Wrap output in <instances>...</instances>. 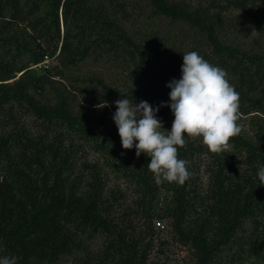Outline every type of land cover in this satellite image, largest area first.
Wrapping results in <instances>:
<instances>
[{
  "label": "trees",
  "instance_id": "1",
  "mask_svg": "<svg viewBox=\"0 0 264 264\" xmlns=\"http://www.w3.org/2000/svg\"><path fill=\"white\" fill-rule=\"evenodd\" d=\"M146 2L151 15L188 27L194 40L185 52L225 70L239 93V133L215 152L185 135L178 157L190 175L182 184L164 180L148 168L150 157L122 147L111 116L91 112L89 101L52 77L60 76L59 65L99 49L116 57L124 51L131 76L166 86L180 78L183 53L176 50L166 66L154 63L145 36L126 33V0H0V256H14L16 264H152L153 249L167 242L155 224L164 219L187 250L177 264H264V185L256 175L264 162V0ZM228 11L236 16L225 23ZM238 17L261 47L227 37ZM165 40L148 38L155 53ZM57 50L50 69L29 67ZM97 82L130 101H147L146 90ZM157 117L171 128L169 107ZM110 178L128 183L132 197L108 186ZM97 236L94 250L89 241Z\"/></svg>",
  "mask_w": 264,
  "mask_h": 264
},
{
  "label": "clouds",
  "instance_id": "2",
  "mask_svg": "<svg viewBox=\"0 0 264 264\" xmlns=\"http://www.w3.org/2000/svg\"><path fill=\"white\" fill-rule=\"evenodd\" d=\"M182 60L180 78H172L166 84L170 89L168 101L153 106L143 99L138 103L130 101L127 93H121V98L111 102L116 106L111 118L122 147L134 148L137 157L144 153L150 157L148 168L154 174L181 184L190 175L186 161L178 157V146L184 145L185 135L201 138L215 152L240 131L239 93L228 81L225 70L194 50L183 52ZM105 106H110L106 100L95 105ZM163 106L169 107L174 116L170 129H165L157 117ZM256 175L258 184L264 185V162L258 165ZM0 264H16V258L0 256Z\"/></svg>",
  "mask_w": 264,
  "mask_h": 264
},
{
  "label": "rangeland",
  "instance_id": "3",
  "mask_svg": "<svg viewBox=\"0 0 264 264\" xmlns=\"http://www.w3.org/2000/svg\"><path fill=\"white\" fill-rule=\"evenodd\" d=\"M126 3L124 8L128 12V15L126 14V19H122V24L126 29V33L135 40H140L141 37L145 36L147 39L145 45L151 51L150 56L154 63H159L160 66H166L170 62L169 57L174 56L176 58V50H180V52L183 53L192 45L194 38L187 26L181 25L180 23H170L169 20L163 16L151 15L152 10L146 0H126ZM110 10L117 12L118 17L122 16L119 15L120 13L117 11L116 6H111ZM235 13L236 11L226 12L222 16L224 19L223 21L225 23L230 22V19L236 16ZM238 18L237 21L239 22L236 23L235 26L229 27L228 25L226 27L227 37L234 38L236 41L246 46L247 49L256 48V46L258 48L261 47L254 42L253 38L256 32L247 27L245 17ZM75 32H77L76 29ZM155 33L158 36L165 35L168 38L160 48L156 49L157 53H155L154 49L156 41H148V38L154 36ZM75 41L76 38L73 39L72 42ZM129 58L130 57L125 54L124 51H120L119 57H116L115 55L112 56L111 53L101 52L99 49L96 51L89 50V54L76 64L69 66L59 65L58 67L61 71L60 76H53L54 82L52 84H62L67 89L74 90L77 94L78 101H89V104L86 105L91 112H106L109 118L110 116L112 117L116 107L111 102L121 98V96L108 92L105 86L99 85L97 82L98 79H101L106 85L130 93L136 92L142 94L141 92L146 90V92H143L145 93L144 97L153 106L159 105L161 101H168V93L170 91L168 87L165 85L162 86L160 83L149 84L147 80H140L138 77L134 78L129 74L131 72V61ZM47 93L48 95L51 94L50 92ZM92 98L96 100L94 103L90 102ZM101 100L108 101L110 106H105L103 108L95 107ZM21 120L24 123L29 122L28 118L25 116H22ZM239 121L246 125L245 121ZM86 155L89 159H93V156L95 157V154L90 152H87ZM108 186L112 188L118 186L119 192L124 193L125 197L128 199L132 197V187L122 180L110 178ZM162 193L164 194L165 190H163ZM155 224L162 230L160 234L161 239L167 240V242L160 248L157 247L153 249L150 254V258L153 262L152 264H177L183 257H187L186 248L174 242L171 233L168 232L166 220H157ZM101 241L102 239L99 236L93 238V240L89 241L90 247L97 250ZM160 249L162 250L159 251ZM64 264H74V262L71 261V259H67Z\"/></svg>",
  "mask_w": 264,
  "mask_h": 264
},
{
  "label": "built area",
  "instance_id": "4",
  "mask_svg": "<svg viewBox=\"0 0 264 264\" xmlns=\"http://www.w3.org/2000/svg\"><path fill=\"white\" fill-rule=\"evenodd\" d=\"M59 51L57 50L54 54L45 53L41 60L37 63H33L30 65V68L40 69V70H47L52 67V65L57 63V57Z\"/></svg>",
  "mask_w": 264,
  "mask_h": 264
}]
</instances>
